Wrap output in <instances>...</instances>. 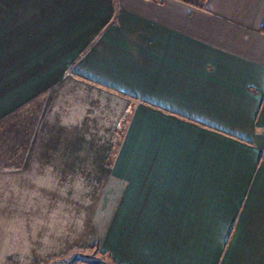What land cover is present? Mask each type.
Returning <instances> with one entry per match:
<instances>
[{
    "label": "crops",
    "instance_id": "crops-1",
    "mask_svg": "<svg viewBox=\"0 0 264 264\" xmlns=\"http://www.w3.org/2000/svg\"><path fill=\"white\" fill-rule=\"evenodd\" d=\"M262 25L264 0H206L204 9L177 0H0V122L37 104L39 141L47 123L78 131L100 115L99 102L128 106L107 89L141 101L100 209L101 252L114 264H264ZM7 177L0 171V264L13 251L8 204L17 196Z\"/></svg>",
    "mask_w": 264,
    "mask_h": 264
},
{
    "label": "rangeland",
    "instance_id": "rangeland-1",
    "mask_svg": "<svg viewBox=\"0 0 264 264\" xmlns=\"http://www.w3.org/2000/svg\"><path fill=\"white\" fill-rule=\"evenodd\" d=\"M86 82L99 91L106 89ZM106 91L109 96L126 99L128 106L111 99L108 106L103 102L100 108L99 102L100 115L83 120L78 131L73 128L64 132L61 127L47 123L42 128L41 140L36 141L39 117L36 103L0 122V171L8 172L7 179L14 183L12 188L9 184L8 189L10 187L12 194L17 196L8 204V223L13 224L8 229V249L13 250L8 252V263L73 264L82 259L96 264H114L101 252L99 235L106 220L100 209L106 206L103 196L110 191L106 184L114 179L108 169L116 158L122 132L130 125L135 104L141 101L119 91ZM46 96L47 93L43 101ZM63 149L66 152L61 151ZM70 149L73 154H69ZM54 179L57 181L55 187L41 189L39 185L42 184L37 183L51 185ZM76 190L79 191L77 202L73 198ZM40 191L46 199L44 213L33 200ZM82 192H87V196ZM26 196L29 205L22 202ZM51 213L59 215L55 225L52 224L53 216L47 219ZM37 216L44 218L41 224L45 235H37ZM56 229L62 234L53 235ZM74 229L75 235L69 236ZM53 241L58 246L51 251Z\"/></svg>",
    "mask_w": 264,
    "mask_h": 264
},
{
    "label": "trees",
    "instance_id": "trees-1",
    "mask_svg": "<svg viewBox=\"0 0 264 264\" xmlns=\"http://www.w3.org/2000/svg\"><path fill=\"white\" fill-rule=\"evenodd\" d=\"M177 1L182 2L184 4H187L191 7L197 8V9H204V5H205L206 0H177ZM261 31L264 32V25H262ZM131 98L135 99L133 97H131Z\"/></svg>",
    "mask_w": 264,
    "mask_h": 264
}]
</instances>
